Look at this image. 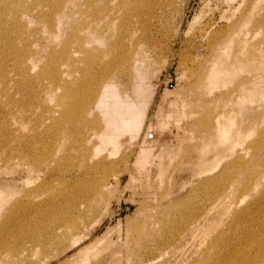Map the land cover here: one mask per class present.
Masks as SVG:
<instances>
[{"label":"rangeland","instance_id":"obj_1","mask_svg":"<svg viewBox=\"0 0 264 264\" xmlns=\"http://www.w3.org/2000/svg\"><path fill=\"white\" fill-rule=\"evenodd\" d=\"M106 86L146 105L114 152L96 132ZM253 255L264 264V0H0V264Z\"/></svg>","mask_w":264,"mask_h":264},{"label":"bare ground","instance_id":"obj_2","mask_svg":"<svg viewBox=\"0 0 264 264\" xmlns=\"http://www.w3.org/2000/svg\"><path fill=\"white\" fill-rule=\"evenodd\" d=\"M136 83H137V81H136ZM139 83L136 84V86L138 88H141V85ZM138 97H140L139 94H137V98ZM95 107H96V110H98L99 113L102 115L103 120H104V124L103 125L101 124L99 126L100 128L97 127V131H96V132H101L98 135L100 137V140H101V138L103 139V142H102L103 144H101V142H100V145H102V149L106 145H108V146H111V148H114L113 149V152H114L115 150H117L123 144V140H125L124 137H125L126 134H129V133L131 134V138L130 139H134V138H136L138 136V134H139V132H140L142 126H143V123H144V120L143 119H144L145 110H146V105L144 104V102H142V101H136V100H131V99H124V98L118 96L117 90L113 86H106L103 89V91H101L98 94V97H97L96 102H95ZM80 117H81V121L83 123H88V124H92V125L97 126L93 121H91V120L88 119L87 113L82 112L81 115H80ZM100 145H98V147ZM94 155H100L101 156L103 154H98V151H97L96 154H94ZM101 161L104 164H106V165H108V164L111 165V161H109V160H101ZM113 163H115V162H113ZM106 168H108V167H106ZM219 194H220V192H218V195ZM59 218H61V217H59ZM36 219H37V217H36ZM63 219H61V223H62V220ZM65 220H67V219H65ZM65 220H63V221H65ZM56 222L57 221L55 220V223ZM58 222H60V221H58ZM63 223H65V222H63ZM63 223H62V225H63ZM59 226H61V225H59ZM59 226H58V228H59ZM68 226H69V224H68ZM45 229H47V227ZM61 229H62V227H61ZM43 230H44V228H43ZM62 230H64V229H62ZM68 232H69V230H68ZM50 234H48V236ZM54 234H56V233H54ZM59 234H62V233H60V232L57 233L58 236H60ZM37 235H38L37 237L40 238V235L38 233H37ZM63 236L61 238H63ZM136 239H137V241L139 243L143 241L142 235H137L136 236ZM37 240H39V239H37ZM50 242H53V241H50ZM76 242H78V240ZM38 243L39 242H37L36 244H38ZM41 243H43V242H41ZM261 244H263V243H261ZM38 245L40 247V244H38ZM114 245L115 244H113L112 247H114ZM256 247H257V245H256ZM108 248H111V247H108ZM261 248H263V247H261ZM261 250H263V249H261ZM28 252H29V250H28ZM256 255H259V254H257V251H256ZM257 260L258 259L254 258V255H253L252 256V260H251V264L256 263ZM92 261H95V260H92ZM92 261H89V262H92ZM92 263H94V262H92ZM88 264H90V263H88Z\"/></svg>","mask_w":264,"mask_h":264}]
</instances>
